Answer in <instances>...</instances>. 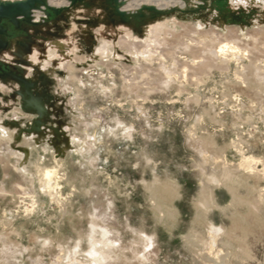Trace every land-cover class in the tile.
I'll use <instances>...</instances> for the list:
<instances>
[{"label":"rangeland","instance_id":"rangeland-1","mask_svg":"<svg viewBox=\"0 0 264 264\" xmlns=\"http://www.w3.org/2000/svg\"><path fill=\"white\" fill-rule=\"evenodd\" d=\"M89 1L90 11L75 14L74 22H66L65 11V18L53 16L45 27L23 26L11 33L12 38L25 35L27 56L41 64L46 61L41 40H71L76 54L70 65L33 72L25 57L12 63L0 58V67L36 83L32 93L44 96L45 108L40 116L27 104L29 96L19 94L22 83L0 78V119L23 126L43 122L45 133L62 130L61 138L42 135L39 150L45 166H54L55 159L62 163L66 201L56 206L38 182L29 181L36 180L37 151L21 161L20 145L2 140L0 264H92L86 259L93 249L89 221L103 213L114 219L109 226L119 237L114 252L102 250L112 255L104 264H206L214 242L218 263L211 264H264L263 7L235 9L229 0H189L181 11L166 15L153 44L146 34L156 23L152 11L124 22L106 0ZM90 20L92 46L80 31V24ZM106 21L113 29L104 31ZM103 39L110 42L106 53ZM221 42L236 43L241 53L220 57L214 51ZM18 100L25 114L16 116ZM27 140L21 143L34 144ZM23 165L30 166L27 176ZM18 184L33 188L36 207L16 193ZM156 185L172 188L165 204L176 214L170 221L156 215ZM202 197L211 200L206 207ZM200 214L203 222L196 218ZM213 226L220 230L216 237L210 233ZM95 232L102 241L101 228ZM187 233L204 241L206 251L186 243ZM141 240L151 244L146 258L136 256Z\"/></svg>","mask_w":264,"mask_h":264},{"label":"bare ground","instance_id":"bare-ground-1","mask_svg":"<svg viewBox=\"0 0 264 264\" xmlns=\"http://www.w3.org/2000/svg\"><path fill=\"white\" fill-rule=\"evenodd\" d=\"M0 1H15V0H0ZM188 1L189 0H119L118 3L115 5L112 2H110V0H106L107 4H109L113 8V12H114L115 16L120 17L117 13L118 12L123 13L124 17H123L122 20L124 22H131L130 19H129V16H131V15H135L136 14V15L143 16L144 13H145V11H152L154 13L153 16L156 17V19H155V22L156 23L151 24V26L146 30V34H147L148 41H151V43H153V44H156V41H158V36L161 33L160 31L164 29L163 26L166 24V21H167L166 15L169 14L171 11H176V10H180L181 11L182 9H184L188 5V3H189ZM230 1H231V4L233 5V7H235V9L236 8L237 9L238 8H247V9H250L252 7H258V6H262L263 9H264V0H229V2ZM192 2H193V0H192ZM199 2L200 1L195 0L193 3H199ZM47 4L49 6H51V7H55L57 9H62L63 10V13L60 16L63 17V18H65L63 16L64 12L65 11H69V12H67L68 16L66 15L67 18H65L66 22L67 21H69V22H72L73 21L74 22L75 21V14L76 15H78V13L87 14L88 11H90L88 8L91 7V2L89 0H85L82 3L84 6L83 5L82 6H78V4L77 5H74V6H71V3H70L69 0H47ZM44 9L45 8H43V10H35L34 13H33V20L35 22H38L39 23L38 26L40 24L43 25V23H44V27H45V25L48 24L46 22H49L50 20H52L51 18L47 19L48 21L46 20V17L47 16H46V13L44 12ZM159 15L163 16L162 17L163 19L161 18L162 20L159 18ZM152 19H153V17H152ZM108 23L109 22L106 21V27H103L104 31H108V30L113 29V27L112 26H109ZM93 24H94V22L91 21V20L90 21H87L85 23L80 24V31L84 32L83 38L89 42V45L90 46H92L93 43H94V41H95L94 40L95 39V37H94V31H93V28L91 26ZM121 31H125V30H123L122 27H121ZM153 37H155V39ZM159 38H160V36H159ZM27 42H29V41L27 39H25V35L18 36V37L13 38L12 39L11 47L9 48L8 52H3L2 54H0V58L3 59V60H5V61H7V62H11L12 63L18 57L19 58L20 57L21 58L22 57L23 58L25 57L24 59L27 60L28 64H30V66L33 65L32 66V71L33 72L35 70L36 71L37 70H40V71L41 70L48 71V70H50V68H54L55 66L61 67L60 65H63V64H66V63H67V65H70V62H73V60L75 58V54L76 53L74 51V47L72 46V41L71 40L62 39V38H53V39L52 38H48V39L47 38L46 39L44 38V40H41L42 44L44 45V48H43V51H42V56H44L46 58V61L47 62L45 61V62H43L41 64V62L39 60L36 61V60H34V59H32V58H30V57L27 56L28 55L27 49H26ZM109 49H110V42L107 41L106 39H103V43H102L101 50L103 51V53H106L107 50H109ZM77 50L78 51H81V49H78V48H77ZM93 50H94V48H93ZM214 52L217 55H219L220 57H224V58H226L227 56L237 57L241 53V49L236 45V43H232V42H221L216 47V49H215ZM30 56H32V55H30ZM93 57H95V52L92 54V59H93ZM218 57H216V58H218ZM228 59L230 60L231 58H228ZM226 60H227V58H226ZM14 66L15 67L16 66L21 67V65L19 63H17ZM202 67H203V65H201V68ZM239 81H241V79ZM241 83H244V82H241ZM43 93H44V91H43ZM39 97H41L42 99L44 98V96H40V95L38 97L35 96L34 99L30 103V105L32 107L36 108V109L39 107V104H40L39 103L40 100L38 99ZM13 111L15 112L16 116L25 114V111L22 108V103H20L19 100L17 101V104H16V106H15V108H14ZM42 123L43 122H36V123L31 122L28 126L27 125L23 126V125H21L19 123L18 120H14V119L13 120H10V118L9 119H7V118H1L0 119V142L2 140H10V142L13 143V145H17V143H18V145H20L19 149H21V151H20L21 161L22 160L27 161V158L28 157H31L32 150H35V151L38 152L37 159L33 163L34 166H35V169H36V180L37 181L35 179H33V178H31L29 181L32 184H34V182H38L37 184H39L40 191L44 195H47L48 198L52 202H55L56 206H57V204L58 205H60V204L62 205V203L66 202V201L63 200V198H62L63 196H62V193H61L62 192L61 183L65 180V178H64L65 177V174H64L65 172L63 174L61 173V171H62L61 170L62 163L60 162L59 159H55L54 160L55 161V165L54 166H51V167L45 166L44 158L46 156L42 155L41 152H40V150H39V146L41 144L40 141L43 139L42 135H44V136L46 135L47 136L46 137L47 139L49 138V136H57V137L61 138L62 137V130L55 128V129H53L54 132L51 131V130H48V133H45L44 130L46 131V126L43 127L41 125ZM35 131H39V134H33L32 133V132H35ZM28 138H32L33 141H34L33 142L34 144H23V143H21L23 141H26ZM44 144H45V142H44ZM47 149H48L47 147H44L43 150L46 151ZM44 153H47V152H44ZM2 159L3 158H1L0 160L4 163L5 160H2ZM245 164L246 165H249L250 164V160L246 158L245 159ZM29 167L30 166H28V165L21 166V169L23 170V175L24 176H27V171H28ZM8 174H9V170H7L6 176ZM3 183H4V181H3ZM158 183L159 182H157V184ZM162 185H164V184L162 183ZM15 187H16L15 188L16 193L22 195V196L20 195L21 198L28 199L29 201H31V203L33 204V205L31 204L32 206L37 205V203H38V201L36 199L37 198V195H34V194L31 195L30 194L32 192H35V191H33V188L32 187H31L32 188V191H31V189H28L29 191L26 190L24 187H22V185H19V184L18 185H15ZM155 187L156 188L154 190H152V193H153L154 200L156 201V202H154L155 203L154 206L156 208L155 211H156V215H158V219H161L162 217H166V220H167V218L168 219L169 218L174 219L173 217H174V214L175 213L172 212L168 207L165 206V204H168L169 199H170V196L173 197L172 190H171L172 188L170 189L169 186H168V188L166 190H163L164 189L163 187H162L163 189L160 190V189H157L158 188L157 185ZM209 200L210 199H208V198H206V199L203 198L201 200L202 201V206L206 207L208 204H210V201L211 200L210 201ZM212 203H214V202H212ZM41 204H42V202H41ZM64 206H66V205H64ZM204 207H202V208H204ZM61 208H62V206H61ZM64 209H66V208L64 207ZM26 210H29V209H26ZM26 210H25V212H26ZM62 210H63V208H62ZM202 210H205V209H202ZM31 211H33V209ZM29 212H30V210H29ZM63 212H66V211H63ZM69 213L70 212H68V214ZM175 216H176V214H175ZM197 217H198V219L201 220V222H203L202 219H201L203 217V214H200L199 216H196V218ZM70 218H72V217H70ZM198 219H197V221H198ZM169 221H170V219H169ZM71 222H74V221L72 220ZM89 222H90V227H91L92 233L90 235H88V238H89L88 240L92 243V246H93L92 248L93 249L90 251L89 256H86V259L88 257V259L91 262H93L92 264H104L103 262L107 258L109 259L112 255L108 254L109 253V250H108L107 253H105L102 250L104 248H108L112 252H114L113 250H115L116 244H117L116 243L117 242V238H116L117 235H115V232H114L113 227H110L109 226V225H112L114 223V219L110 215L103 213L101 216H99L97 218L96 217H92ZM96 226H98V228L99 227L101 228L102 237H103V240L102 241H99V242L93 236L94 235L93 233H96L95 232ZM219 231L220 230H218L216 227L213 226L211 228V230H210V233L213 235V237H216V235H217V233ZM193 232H195V231H193ZM189 233L186 234L187 236L186 235L184 236V240L186 241V243H189V244L192 243L193 247L194 246H199V247L201 246V250H203L202 248H203V246L205 244L203 245L202 243L204 241L201 244H200V242H196V238L197 237H195L194 235L189 234ZM219 234H220V232H219ZM144 236H146V235L144 234ZM198 237H200V236H198ZM146 239L147 240L149 239V241H150V239L152 240V237H147ZM201 239H203V238H201ZM201 239H199V240H201ZM138 243H139V240H138ZM140 243H141V246L138 247V248H140L141 250H139L138 248H136V256H138L139 258H146L149 255L148 252H147V250L149 248L151 249L152 242H151V244H147V243L144 244V242H142V240H141ZM214 243H212V245H211L210 248H207V249H210V251H209V255L210 256H207V254H204L203 255V257L205 255L207 256L206 258H204V259H206V261H205L206 264H207V262H209L210 264H211V262L218 263V262L215 261V260H217L218 252L214 249ZM100 245L102 246V248H100L101 247ZM199 247H198V249L200 250ZM204 249H205V247H204ZM10 250L11 249H8L9 254H10ZM77 251L78 250H75V252H77ZM111 254H113V253H111ZM5 256H7V255H5ZM113 256H114V254H113ZM10 257H12V256H10ZM7 258H9V256ZM76 259H77V257H76ZM75 260H74V262H75ZM81 260H83V259H81ZM85 262H87V261H85ZM107 262L108 261H106V263ZM74 264H77V263H74ZM83 264H85V263L83 262Z\"/></svg>","mask_w":264,"mask_h":264},{"label":"water","instance_id":"water-1","mask_svg":"<svg viewBox=\"0 0 264 264\" xmlns=\"http://www.w3.org/2000/svg\"><path fill=\"white\" fill-rule=\"evenodd\" d=\"M71 6L83 3L85 0H69ZM119 0H110L113 4H117ZM46 13V20L53 16H59L63 13L62 9L51 7L47 4V0H15V1H0V52L9 49L12 43L11 33L15 30H22L23 26H37L39 23L33 20V13L35 10H43ZM118 12V11H117ZM116 12V13H117ZM121 19H123V13H117ZM15 38V37H14ZM16 70H20L21 67L16 66ZM11 77L24 85V90L19 91V94L25 97L29 96L27 104L29 106L35 95L32 93V89L35 87L34 81H29L24 76L17 74L13 70H8L0 67V78ZM38 97V96H37ZM40 100L39 107L36 109L40 116H43L45 108L43 106V99ZM32 107V106H31ZM34 108V107H33Z\"/></svg>","mask_w":264,"mask_h":264},{"label":"flooded vegetation","instance_id":"flooded-vegetation-1","mask_svg":"<svg viewBox=\"0 0 264 264\" xmlns=\"http://www.w3.org/2000/svg\"><path fill=\"white\" fill-rule=\"evenodd\" d=\"M43 92V91H42Z\"/></svg>","mask_w":264,"mask_h":264}]
</instances>
